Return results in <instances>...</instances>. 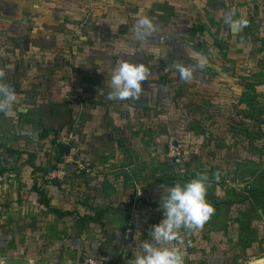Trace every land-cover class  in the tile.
I'll return each mask as SVG.
<instances>
[{"label":"crops","instance_id":"1","mask_svg":"<svg viewBox=\"0 0 264 264\" xmlns=\"http://www.w3.org/2000/svg\"><path fill=\"white\" fill-rule=\"evenodd\" d=\"M142 16L155 29L138 40ZM121 59L143 63L146 79L135 99L110 100ZM0 83L16 97L0 112V170L15 173L0 184V264L116 251L130 264L163 218L161 197L201 173L214 212L166 246L184 264L264 250V0H0ZM169 138L179 161L164 155ZM52 162L69 173L61 184L45 181Z\"/></svg>","mask_w":264,"mask_h":264},{"label":"clouds","instance_id":"2","mask_svg":"<svg viewBox=\"0 0 264 264\" xmlns=\"http://www.w3.org/2000/svg\"><path fill=\"white\" fill-rule=\"evenodd\" d=\"M231 14H229V17ZM237 28L244 21L233 22ZM155 24L147 16L138 18L133 25V32L138 40L151 36ZM182 80L188 81L195 71L192 67L181 64L174 66ZM146 79L143 63L121 59L119 66L113 69L108 99H135L142 90L141 82ZM15 93L6 84L0 83V112L12 111ZM206 174H199L184 184H175L160 199L163 213L161 221L150 229V241L142 244V252L132 257L130 264H184L182 250L177 246L168 247V242L180 240V230H192L201 227L214 212L206 200ZM140 194V191H137Z\"/></svg>","mask_w":264,"mask_h":264},{"label":"built area","instance_id":"3","mask_svg":"<svg viewBox=\"0 0 264 264\" xmlns=\"http://www.w3.org/2000/svg\"><path fill=\"white\" fill-rule=\"evenodd\" d=\"M182 150V145L178 143L175 139L169 138L166 144L164 155L167 158H177L180 156ZM64 162L73 164L74 171L77 173L80 172H89L90 168L87 164H83L80 160L74 158L73 156H66ZM68 171L61 169L59 167H48L45 171V179L55 180V181H64L68 175ZM15 177V173L12 170L0 171V184L8 180H12ZM83 264H105L100 259L88 258Z\"/></svg>","mask_w":264,"mask_h":264},{"label":"trees","instance_id":"4","mask_svg":"<svg viewBox=\"0 0 264 264\" xmlns=\"http://www.w3.org/2000/svg\"><path fill=\"white\" fill-rule=\"evenodd\" d=\"M244 130H247V129H245L244 128ZM244 140H247V139H250L251 138V136L252 135H250L249 133H248V131H247V133H245L244 134ZM182 151V150H181ZM182 153V152H181ZM180 153V154H181ZM57 161H59V158H57ZM48 167H58V164H57V162L56 163H54V162H52V163H49V164H47V165H45V167H44V172L46 171V169L48 168ZM4 169H1L0 171H3ZM5 170H10V169H5ZM4 170V171H5ZM45 181H47V182H51V183H54V184H61L62 182H64V181H55V180H48V179H45ZM39 195H40V197H39V204H41L42 206H44L45 208H49L48 207V200L46 199V197H44V195L41 193V192H39ZM55 215H59L60 217L61 216H64V215H66V214H68V213H54ZM100 215V217L99 218H101V214H104V213H99ZM90 219H92L91 218V216L88 214V213H85V214H83V215H80V214H78V216H77V223L78 224H80V226H84V224H85V222L87 221V220H90ZM45 251V250H44ZM43 251V252H44ZM126 253L123 251H116V253L114 254L115 256H109V257H102V258H100V257H98L97 259H100V260H102L103 262H105V264H118L117 262H118V260L120 261V260H122L123 258H122V256L123 255H125ZM125 256H128L127 254L125 255ZM124 256V257H125ZM52 264H56V262H51Z\"/></svg>","mask_w":264,"mask_h":264},{"label":"rangeland","instance_id":"5","mask_svg":"<svg viewBox=\"0 0 264 264\" xmlns=\"http://www.w3.org/2000/svg\"><path fill=\"white\" fill-rule=\"evenodd\" d=\"M123 259L122 260H118V264H128V258H124V256L122 257ZM13 264H46V263H42V262H19V263H13ZM77 264V263H75ZM83 264V263H81ZM234 264H264V250L254 254V255H251L250 257H242L238 260L235 261Z\"/></svg>","mask_w":264,"mask_h":264},{"label":"water","instance_id":"6","mask_svg":"<svg viewBox=\"0 0 264 264\" xmlns=\"http://www.w3.org/2000/svg\"><path fill=\"white\" fill-rule=\"evenodd\" d=\"M68 149H69V146H66V145H60V146H59V154H61V155L67 154ZM173 160H174V161H179L178 158H175V159H173Z\"/></svg>","mask_w":264,"mask_h":264}]
</instances>
